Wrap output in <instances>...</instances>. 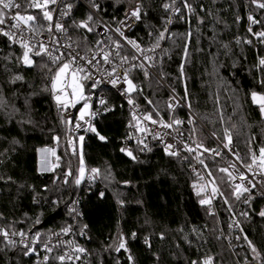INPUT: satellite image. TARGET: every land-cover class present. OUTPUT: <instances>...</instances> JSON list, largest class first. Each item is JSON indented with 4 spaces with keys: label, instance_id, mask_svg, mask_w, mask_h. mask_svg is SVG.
Wrapping results in <instances>:
<instances>
[{
    "label": "trees",
    "instance_id": "16d2710c",
    "mask_svg": "<svg viewBox=\"0 0 264 264\" xmlns=\"http://www.w3.org/2000/svg\"><path fill=\"white\" fill-rule=\"evenodd\" d=\"M84 1L90 6L89 0ZM96 2L99 15L112 26L140 3L141 21L130 37L145 51L153 47L159 32H165L166 38L155 49V72L162 82L149 72L145 77L139 68L130 72L136 85L130 97L145 112L164 123L172 116L184 120L186 138L202 142L208 149L217 148V141L227 143L228 129L241 159L251 162L249 149L259 157V149L264 147V116L250 93L264 94L258 84L264 78L259 69L264 43L248 32V16L261 22L251 25L253 32L264 31V10L252 0H189L195 11L189 14L184 9L181 17L162 7L171 0ZM179 3L177 0V6ZM88 14L80 2H74L69 28L74 45L82 52L94 49L96 41L93 32L75 26ZM169 17L171 23L166 24ZM90 25L94 27V18ZM20 57L8 38L0 36L2 227L45 239L73 224L70 208L78 199L79 224L88 237L80 239L87 251L82 264H191L194 260L201 264L204 257H211L214 264H264V216L260 215L264 197L253 192L237 199L232 178L219 170L224 166L207 157L208 173L217 188L215 214L201 205L202 196L194 188L197 178L176 157L160 147L140 158L121 152L118 141L128 131L132 117L112 90L106 91L107 105H114V110L96 120V131L84 145L85 162L98 170L99 180L79 186L81 156L69 150L66 124L53 99L55 67L44 58L26 66ZM44 64L53 72L42 67ZM17 75L22 79L13 82ZM174 95L187 109L179 107L173 114L169 103ZM45 149L51 152L48 172L40 168ZM233 223H237L236 231ZM123 238L128 248L117 251ZM0 249V264H37L34 253L26 256L18 245L5 247L3 238ZM59 254L47 264H62Z\"/></svg>",
    "mask_w": 264,
    "mask_h": 264
},
{
    "label": "built area",
    "instance_id": "2783aa9c",
    "mask_svg": "<svg viewBox=\"0 0 264 264\" xmlns=\"http://www.w3.org/2000/svg\"><path fill=\"white\" fill-rule=\"evenodd\" d=\"M17 2L22 5L21 9L18 10L20 11L21 15H25V16L34 15L37 17L35 25L38 34L35 36H33V34L27 30V26H25L23 22H21V27L25 29L23 33V37L24 39H27L28 37H32L31 40L32 44H35L37 41L43 40L45 44L49 45L50 48H54L56 47V45L51 44L50 41L55 38L59 40L60 45L62 46H66L69 44L71 45L70 49L67 47H60L61 52H65V53L71 52L73 55H75L77 52H79L80 55H84L85 53H87L89 58H91L93 53H99L101 48H103L105 51H110L113 53V55L110 57V59L112 60V64H105L101 62L99 65H94V66L85 65L86 72L88 71L91 72V76H92L91 79L80 80V77L83 76L85 73H77V78L79 82L83 85V95L88 98L87 103L89 104V107L87 109H84V104L86 102L85 100L82 101L78 100V102L75 103V106L73 107L71 106L70 102L74 99H77V97L65 95L64 93L60 92L59 89L53 91V99L55 101L56 107L66 124L67 133H68L67 143L69 150L73 155L80 154V156L83 159L84 173L82 175L81 186L84 185L90 186L95 184L99 180L98 172L94 173L92 171L93 169H91L85 162L84 145L87 137L93 132L88 130L89 127L90 126L94 127L97 119L101 118L103 115L108 114L114 110V105H107L108 95L106 91L112 90L124 101L132 117V123L129 124L128 131L118 141L120 145V151L121 149H125V151H121V152L128 155V152L130 151L132 153L131 156H136L140 158L141 156L150 152L155 147H160L165 151L166 144H173L174 145V148L172 149L173 151L178 149L180 150L179 155L174 157H176L182 164L186 165L188 167L189 172L197 178L194 183V188L196 192L202 196V199L211 201L210 203H205L201 205L206 207L207 209H209V211L215 214L217 213L216 194H213L212 191L213 183L208 173V166L206 164L207 157L219 161L224 166V168L229 169V172L232 173V177H235L234 179H232V187L234 189H235V185L237 184L241 185L239 200H243L249 193H253V192H256L261 197H264V185H262L261 183L262 179H264V167L259 166L260 164L259 159L257 160V163L253 165V172L249 173L247 169L241 167L239 161H237L236 157L232 154L233 152L238 153L235 146L232 143L229 145V147L232 150L230 152L228 149L223 147V144L219 143L218 141H217V148H215L219 150L221 153L218 156L210 152H204L203 149H196L195 152L190 154L186 150H183V145L187 143L191 147L196 148V144L193 143V141L186 138L184 133V128H188V124L184 120H180L183 122L180 125L173 124L172 128H165L160 126V124H152L150 121H147L143 118L145 114H148L150 112H145L137 101L132 99L129 95L124 94V90L127 89V84L122 79L118 81V83L115 86H113L110 83L112 77L108 75V72L111 71L113 66L116 67L117 75H121L124 68H129L132 63H138V61L131 60V57L133 55L139 57L140 53L137 52L136 49H134L132 45L129 44L127 41L132 40L135 41L137 44H139L135 39L130 37V34L133 31V29L140 23L141 19L139 21H136L135 23H132V21H128V23L131 24V27H125L120 22L118 23L117 26H112L99 15L98 11H95L84 0H57L56 3H50L47 5L46 9H43V10L51 11L52 13L51 24L53 25V33L50 34L47 31V25L49 24V21L43 19L42 9L26 8L24 6L25 0H17ZM39 2L43 4L44 0H39ZM74 2H80L88 10L89 13L91 12L93 14V18L95 20V25L93 27L95 31H93V33L95 35L96 41L94 44V49L88 52L80 51L74 45V42L71 37L69 23L74 13ZM67 4H71L72 8L67 16L61 17L60 15L61 11H67L65 7ZM16 11L17 10L14 9L12 14H15ZM125 17L121 21L125 20ZM57 21H59L64 25V27L67 29L66 32L55 31L54 26ZM100 21H104L105 24H107L112 29V31L105 33L104 27L99 23ZM12 23L13 21L8 20L6 22V25H0V28H4L5 31H8L9 30L8 26L11 25ZM29 23L32 24V22ZM40 25H43V27H40ZM116 28H121L124 31V37H127V40H125L124 37L119 36V34L115 31ZM12 31L16 33V36L19 39L21 35L20 32L16 29H12ZM0 36L3 35L0 34ZM97 41H104V43L98 45ZM113 41H119L121 44V47L118 50L119 56L115 55L117 49ZM10 43L15 49H17L18 51L21 52V54H23L25 49L20 46L19 42L17 43L10 42ZM54 54H58V53H54ZM146 54L153 57L152 61L150 62L145 61V66L147 67V71L151 73L159 81H161L155 72L157 51L156 50L155 52L146 51ZM122 56H128L129 62L121 67L120 57ZM36 58H44L49 63H51L47 56L36 57L32 55L33 60H35ZM68 58L70 59V57ZM99 58L100 57L97 56V59ZM77 63L83 64L84 62L78 61ZM52 66L56 67L55 65ZM75 67H76L75 65H71L70 68L67 70V72L71 73L72 71H75ZM129 78L131 79L130 73H129ZM93 80L99 81V83L93 85ZM67 82L71 83L70 78ZM70 91L71 90L69 89V92ZM56 95L60 96L59 104L56 100ZM173 97L175 99L173 100L172 98L170 100V103L174 105V107H172L173 114L179 107H183L187 109L186 105L177 96L174 95ZM129 98H131L134 101L133 104L128 103ZM101 99L105 101L103 105L100 104ZM65 103H68V106L66 108L64 107ZM82 109L84 111V116L83 119H80ZM93 113H96V115H92ZM68 120H71V123H66V121ZM173 120L174 118L172 116L171 121L166 124H171ZM77 123L81 125L79 128L75 127ZM154 134H159V138L154 139L153 138ZM80 136L83 137L82 141L79 139ZM145 145L147 147H145ZM198 153H203L202 155H200L199 158L204 161V165L200 164L196 159ZM239 156L242 158L240 154ZM232 162L236 163V169L229 167L230 163ZM205 165L207 167H205ZM240 172H244L245 175L248 177V179L241 181ZM253 173H255L256 175L253 176ZM248 180H252L253 183L255 184V187H252V185L248 183ZM245 187L249 188L250 191L243 192L242 189ZM79 206L80 204L78 199H75L74 202L71 204L70 210L73 214L74 220H73V224L67 226L66 228L67 231H62L60 233L52 234L45 239L34 236L32 234L26 235L27 241H32L33 246L36 249L34 254L36 256L37 264H47L49 258L55 255L56 253H60L59 257L60 256L66 257L63 262L59 260V262L62 264H82L85 261L87 257V251L84 248L83 244L81 243L80 239H85L88 237H87V233L80 227L79 224L80 223ZM233 228L234 231L237 230V223H233ZM0 229L7 230L9 231V233L14 231L12 229L2 227L1 225H0ZM0 238L4 239L3 236H0ZM11 238L17 241L20 240L19 236L11 237ZM223 238L227 241V243L231 241L229 237L225 236L224 234H223ZM121 242L125 243L127 249L128 246H127L126 238H123ZM45 245H48V247L51 248L52 250L50 252L47 251L44 247ZM79 249H83L84 251H79ZM121 250H125V249H121ZM45 256L48 257L47 261L44 260ZM206 258L208 257H204L202 259L201 264H203V261ZM212 264H214L213 260H212ZM238 264H248V263L245 262Z\"/></svg>",
    "mask_w": 264,
    "mask_h": 264
},
{
    "label": "snow or ice",
    "instance_id": "6c2138e0",
    "mask_svg": "<svg viewBox=\"0 0 264 264\" xmlns=\"http://www.w3.org/2000/svg\"><path fill=\"white\" fill-rule=\"evenodd\" d=\"M57 0H44V3L41 4L39 2V0H25V4L24 6L26 8H39V9H46L47 5L50 3H56ZM252 2L259 8L264 10V2H261V0H252ZM89 4L90 6L95 10V11H100V5L96 2V0H89ZM22 5L20 3L17 2V0H0V25H6V22L8 20L13 21V23L11 25H9V30L5 31L4 28H0V34H2L3 36L7 37L9 39L10 42L12 43H20V46L22 48L25 49V51L22 54V57H20L19 59L21 60V62L26 65V66H32L34 64V60L32 59V55L36 56V57H41V56H47L49 61L51 62L52 65H55V72L54 75L51 77V89L52 90H57L58 89V85L59 87V91L64 93L65 95H70L72 97H77V99L72 100L71 106H75V103L78 102L79 99H83L85 100V104H84V109H87L89 107V104L87 103L88 98L85 97L83 95V85L79 82L78 78H77V73H85L83 76L80 77V80L83 79H91V72L88 71L86 72L85 70V65L88 66H94V65H99L101 62L105 63V64H112V60L110 59V57L113 55L112 52L110 51H105L103 48L100 49L99 53H93L91 58H89L88 54L85 53L84 55H80L79 52H77L75 55H73L71 52L65 53V52H61L60 51V47H67V48H71V45H66V46H62L60 45V42L58 39H52L50 41L51 44L56 45V47L54 48H50L48 44H45V42L43 40L41 41H37L35 44L31 43L32 37H28L27 39H24L23 37V33L25 31L24 28L21 27V22H23V24L25 26H27V30L29 32H31L33 34V36L37 35V29H36V19L37 17L34 15H21L20 11H18L19 9H21ZM67 11H61L60 15L61 17L67 16L72 8L71 4H67L66 6ZM162 7L164 8V10L166 12H171L173 15H179L181 17H183L184 13L182 10L186 9L187 12L189 14L194 13V8L192 7L191 3L189 2V0H180L179 6H177V0H171V3H164L162 5ZM17 10L15 12V14L13 13V10ZM141 13H142V6L140 3H137L135 5L134 8H132L128 13H126V17L125 20L120 21L121 24H123L125 27H131V24L128 23V21H132V23H135L136 21H139L141 19ZM43 19L46 21H49V24L47 25V31L52 34L53 33V25L51 24L52 21V13L51 11L48 10H43ZM248 20L250 21V26L248 28V32L251 33L254 37L257 38V40H259L261 43H264V31H259V32H253L252 31V27L251 25H255L258 23H261L260 21L256 20L252 15L248 16ZM93 21V14L90 12L86 18V20L81 21L79 24H76L75 26L78 28H85L88 32H93L95 31V29L90 25V22ZM29 22H32V24H30ZM202 22V21H201ZM105 29V33L112 31V29L105 24L104 21H100L99 22ZM165 23H171V17L168 18L167 21H165ZM40 27H43V25H40ZM55 31L56 32H66L67 29L64 27V25L62 23H60L59 21H57L55 23ZM12 29H16L20 32V37L19 39L16 36V33L14 31H12ZM167 29H165L166 31ZM115 31L119 34L120 37H124V31L121 28H116ZM165 32H159L156 38V42L153 45L152 48L148 49L147 51L149 52H155V49L158 48L160 46V41L165 39ZM125 40H127V37H124ZM129 44L132 45V47L134 49H136L137 52L140 53V56H135L133 55L131 57V60L133 61H138V63H132L130 65L129 68H124L123 72L121 75H117L116 73V67L113 66L111 71L108 72V75L112 77V79L110 80V83L115 86L118 81H120L121 79L127 84V89L124 90V94L129 95L132 91L136 90V85L133 84V81L129 78V73L131 72L132 69L135 68H139L140 70H142L144 72L145 77L148 76V71H147V67L145 66V61H152L153 57L149 56L146 54V51L144 49H142L140 47L139 44H137L135 41L132 40H128L127 41ZM244 43L247 44H252V40L250 39H244L243 40ZM104 43V41H97V44L100 45ZM113 43L115 44V47L117 49L115 55L119 56V48L121 47V44L119 41H113ZM241 43V40L238 39L237 40V44ZM91 51V50H89ZM54 53H58V54H54ZM31 54V55H30ZM97 56H99L100 58L97 59ZM70 57V59L68 58ZM185 57H187V50L185 49ZM78 61H83V64H78ZM129 62V57L128 56H122L120 57V65L121 67ZM71 65H75V71H72L71 73H68L67 70L70 68ZM151 66V65H149ZM42 67H45L48 69V71L51 73L53 72V69L51 67H49L47 64L42 65ZM259 69L262 73H264V57H261L259 59ZM180 72L183 75V65L180 68ZM71 80V83H68L67 81ZM22 77L17 75L15 76L13 82L17 81V80H21ZM63 80V83H61ZM99 83V81L93 80V85ZM258 84L260 85V87L264 88V78H261L260 80H258ZM69 89L71 90L69 92ZM251 95V99L254 103H256L259 106V110L262 114H264V94L261 93H257L256 91H252L250 93ZM175 98L173 97V100ZM56 100L58 102V104L60 103V96L56 95ZM105 103V101L103 99L100 100V104L103 105ZM128 103L129 104H133L134 101L129 98L128 99ZM149 103H151V101H149ZM68 106V103H65L64 107L66 108ZM174 107V105L172 103H169V108ZM190 107V105H189ZM157 116L159 115V113H156ZM92 115H96V113H93ZM84 116V111L83 109L81 110V116L80 119H83ZM135 118V117H134ZM145 120L150 121L152 124H160V126L165 127V128H172L173 124L175 125H180L183 122L180 120H173V122L171 124H166L164 123L163 119H159V120H154L152 118V114L148 113L145 114L143 117ZM66 123H71V120L66 121ZM189 123H193L192 120H189ZM81 125L79 123H77L75 125V127L79 128ZM90 131L95 132V128L93 127H89ZM192 132L195 133V128L192 129ZM97 135H99V133H97ZM213 135H215V133H213ZM225 137L227 139V143L223 144V147L228 149L230 152L232 151L231 148L229 147V145L231 144V134L229 132L228 129H225ZM101 140H104L105 137L100 136L99 137ZM154 139L159 138V134H154L153 136ZM57 140L59 139L58 137L56 138ZM81 141L83 140V137L81 136L79 138ZM142 143V141H141ZM193 143L196 144V148L191 147L189 144L185 143L183 145V150H186L187 152H189L190 154L195 152L196 149H203L204 152H210L213 153L214 155H220V151L217 149H208L205 148L203 146L202 142H197V141H193ZM145 147H147L145 145ZM174 148L173 144H166L165 146V151L168 155L171 156H177L179 155L180 150H175L173 151L172 149ZM121 151H125V149H121ZM250 151V158H251V162H246L245 160L241 159V157L239 156L238 153L233 152L232 154L236 157V160L239 161L240 165L242 168L247 169V171L249 173L253 172V165H255L257 163V160L259 159L260 167H264V147H261L259 149V157H257L255 152H252L251 149H249ZM203 153H198L196 156V159L198 160V162L202 165H204V161L202 159H200V155H202ZM128 155H132V153L129 151ZM205 167H207L205 165ZM230 168L236 169V163L232 162L229 165ZM221 172H225L228 174V176L232 179H234L235 177H232V173L229 172L228 168H220L219 169ZM238 170V169H237ZM94 173L97 172L98 170L93 169L92 170ZM84 173V168H83V159L81 157V168H80V174L83 175ZM70 174V173H69ZM209 175H211V173L209 172ZM256 174L253 173V176H255ZM240 179L241 181L247 180L248 177L245 175L244 172H240ZM76 183L79 184L80 180L77 179ZM248 183L252 185V187H255V184L253 183L252 180H248ZM262 185H264V179H262L261 181ZM235 190H236V198L239 199L240 198V192H241V185L237 184L235 185ZM213 194H215L217 192V188L213 187L212 189ZM243 192H248L250 191L249 188L245 187L242 189ZM197 195H199V193H197ZM210 200H204L202 199L200 201V203L203 205L205 203H210ZM247 202V201H246ZM225 203H227V200H225ZM244 215H247L246 213H244ZM261 216H264V211L260 212ZM64 231H67V229H65ZM135 234H133L134 236ZM0 236L4 237L5 240V247H16L17 245H19L20 247H22L23 249V254L24 255H31L33 254L36 249L33 246V242L32 241H27V237H26V233L24 232H16L13 231L11 233H9V231L4 230V229H0ZM19 236L20 240L17 241L11 237H16ZM245 240H247V237H245ZM27 241V242H26ZM147 243V240L145 241ZM249 246L252 249V252L254 254H256L257 256L259 255L256 252V248L252 245L251 241H248ZM45 249L47 251H51L52 249L48 247V245L44 246ZM120 249H126L125 243L121 242L119 244V247L117 248V251H119ZM3 249H0V251H2ZM79 251H84L83 249H79ZM65 256H60L58 257V259L60 261H64L65 260ZM70 259V257H69ZM44 260L47 261L48 257L45 256ZM129 260H132V257L129 256ZM191 264H198V261H191ZM203 264H212V258L208 257L203 261Z\"/></svg>",
    "mask_w": 264,
    "mask_h": 264
},
{
    "label": "rangeland",
    "instance_id": "374dc122",
    "mask_svg": "<svg viewBox=\"0 0 264 264\" xmlns=\"http://www.w3.org/2000/svg\"><path fill=\"white\" fill-rule=\"evenodd\" d=\"M63 81V80H62ZM62 83V82H61ZM134 84V82H133ZM135 85V84H134ZM59 85H58V89H59ZM57 89V90H58ZM134 91H132L130 94H132ZM83 99H79V101H82ZM264 116V114H263ZM197 120V119H196ZM81 137V136H80ZM49 155H50V150L48 151V149H45L44 151L41 152V156H42V165H41V170L42 171H46V169L48 168L49 164H50V158H49ZM52 167V165L50 166ZM79 180H80V183L78 184L79 186L82 184V175L80 174V177H79Z\"/></svg>",
    "mask_w": 264,
    "mask_h": 264
},
{
    "label": "crops",
    "instance_id": "0c3cea01",
    "mask_svg": "<svg viewBox=\"0 0 264 264\" xmlns=\"http://www.w3.org/2000/svg\"><path fill=\"white\" fill-rule=\"evenodd\" d=\"M49 151V150H48ZM49 158H50V164H49V166H48V168L46 169V171H44V172H48L50 169H51V165H52V163H51V152H50V155H49ZM42 156H41V165H42ZM41 165H40V167H41ZM42 171V170H41Z\"/></svg>",
    "mask_w": 264,
    "mask_h": 264
}]
</instances>
